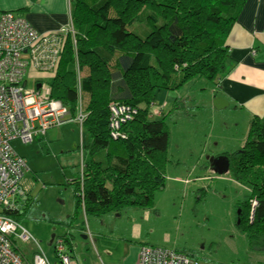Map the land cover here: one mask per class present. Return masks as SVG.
<instances>
[{
	"label": "trees",
	"instance_id": "trees-1",
	"mask_svg": "<svg viewBox=\"0 0 264 264\" xmlns=\"http://www.w3.org/2000/svg\"><path fill=\"white\" fill-rule=\"evenodd\" d=\"M246 2L71 0L73 32L60 34L63 49L50 87L73 117L78 104L85 116L81 129L90 141L83 144V172L69 185L86 218L154 208L166 183L167 119L175 109L153 118L156 93L178 92L197 78L216 82L230 63L226 41ZM112 107L131 112L118 129ZM229 158L236 180L249 187L237 205L238 227L264 246V118L252 120L238 156ZM21 192L6 212L18 224L37 214L35 199ZM75 219L54 224L75 229Z\"/></svg>",
	"mask_w": 264,
	"mask_h": 264
},
{
	"label": "rangeland",
	"instance_id": "rangeland-1",
	"mask_svg": "<svg viewBox=\"0 0 264 264\" xmlns=\"http://www.w3.org/2000/svg\"><path fill=\"white\" fill-rule=\"evenodd\" d=\"M70 29H73L72 24ZM54 76V70L40 71L30 66L25 81L28 82L29 89H34L41 84L51 85ZM215 90L216 83L197 78L178 92L160 90L156 93L151 108L153 118L163 117V114H168L175 108L167 119L170 142L166 183L164 189L155 195L154 208H126L120 213L122 219H112L117 221L118 228L113 239L121 235L120 237L134 240L131 234L137 221V225L142 227L141 238L147 242L153 244L158 240H169L171 243L167 248L174 249L176 247L173 244L177 243L178 249L185 248L198 253L200 260L205 259L207 264H214L216 257L221 256L229 262L242 260L253 264L264 258V246L258 243L255 245L254 240L249 241L238 227L237 205L249 195V187L237 181L231 171L218 175L208 169L209 157L238 156L250 125V117L233 106L217 110L213 105ZM176 100L178 104L174 107ZM89 141L87 133L68 116L62 125L49 129L47 136H40L32 142L26 143L18 139L12 143L16 153L27 162L28 170L22 179V185L29 192V197L35 199L34 209L38 214L32 218H22L21 226L27 228L37 240L38 245H33L38 252L45 254V248L54 261L52 255L55 251L60 264L61 254L55 247L59 239L63 240L65 248L68 244L69 247L72 244L75 247L76 244L86 242L82 238L84 234L88 237L89 244L88 253H85L87 258L91 259L95 250L83 208L73 222L74 226L85 225L80 234L78 230L69 234L73 229L71 225H66V228L58 224L52 225L74 216L72 214L76 200L73 186L69 183L82 175L83 144H88ZM197 175L205 179H197ZM144 215L151 218L149 223L143 222ZM42 218L44 221L41 222ZM88 218L91 220L90 228L93 229L94 220L98 218ZM49 219L53 221L48 222ZM54 235L64 237L53 241ZM66 238L70 239L68 243ZM15 241L24 255L33 256L32 244L22 243L18 239ZM80 250L75 248L81 260L76 258L82 264L84 258ZM189 256L196 258L193 254ZM73 259L72 257L74 264ZM98 260L103 262L102 257Z\"/></svg>",
	"mask_w": 264,
	"mask_h": 264
},
{
	"label": "built area",
	"instance_id": "built-area-1",
	"mask_svg": "<svg viewBox=\"0 0 264 264\" xmlns=\"http://www.w3.org/2000/svg\"><path fill=\"white\" fill-rule=\"evenodd\" d=\"M69 30L73 32L69 28L64 34ZM62 49L60 34L43 35L23 14L0 11V264H29L14 250L15 239L38 245L27 228L6 215L15 205L17 195L22 194V179L28 170L26 160L16 153L12 143L18 139L32 142L45 136L49 129L66 122L68 116L80 126L85 118L80 104L73 117L62 101L53 99L50 85L29 89L25 81L30 66L40 71L54 70ZM129 113L130 109L112 107V127L118 129L120 123L130 117ZM117 136L118 133L115 138ZM256 205L254 201L253 206ZM55 247L61 254V264H73L62 239ZM33 264L50 263L45 254L39 252ZM138 264L206 263L174 249L142 246Z\"/></svg>",
	"mask_w": 264,
	"mask_h": 264
},
{
	"label": "crops",
	"instance_id": "crops-1",
	"mask_svg": "<svg viewBox=\"0 0 264 264\" xmlns=\"http://www.w3.org/2000/svg\"><path fill=\"white\" fill-rule=\"evenodd\" d=\"M0 11H16L23 14L33 27L43 35H62L72 24L71 0H0ZM226 45L230 53V63L227 65V70L214 82L216 83L214 99L220 97L227 100L230 103L229 107L233 106L234 109L241 111L245 116L248 115L251 124L254 118H264V0H247L240 11L237 22L233 25L228 35ZM47 133L45 136H47ZM209 171L211 172V170ZM196 178L205 179L200 175H197ZM25 193L28 194L29 192L25 191ZM78 209L76 205L74 213L72 214L74 216H69L64 220L71 219L75 216L77 218ZM143 217L145 218L143 220L144 223L150 222L151 218L149 215H144ZM96 218L98 220H94L95 225L93 229L90 228L91 220L86 218L89 224V233L90 235L92 234L94 239L92 246L95 247V250L93 251V256H91L92 260L87 258V254H85L86 252L88 253L89 248V244H87L88 237L82 234V238L85 237V243L82 245L76 244L75 247L67 246L70 249L69 253L74 258V264H80L78 259L81 260L79 252H75V248L80 250V247H83L80 250V254L84 258L82 264H138L139 252L142 246L149 245L167 248L166 246L171 243L165 239L158 240L153 244L150 241L147 242L141 238L140 233L143 234L142 227L137 225L139 224L137 221L131 234L134 240L120 237L121 235L113 239L112 237L118 229L116 228V223L119 218L122 219L121 214L110 213ZM113 218L117 219V221L112 220ZM126 219L130 222L134 221L131 218ZM40 221L42 222L43 220ZM52 225L56 226L54 223ZM84 226H75V229L73 228L74 230L72 229L68 233L71 234L70 232L73 233L75 230H78L77 232L80 234ZM60 227L63 226L60 225ZM58 237H64V235H54L52 240L54 241ZM33 243L30 244L33 245ZM35 245H33V256L28 257L20 250L17 251L29 264H33L34 256L40 252H38ZM173 246L176 247L174 250L189 255L193 254L200 260L198 253H194L192 250H185V248L178 249L179 246L177 243L173 244ZM15 247H17L16 241ZM44 251L50 264H60V260L55 255V251L52 255L54 261L48 256L45 248ZM101 257L103 258V262L98 260ZM202 261L204 263L207 262L205 259ZM225 261L228 263H225ZM214 264L253 263L242 260L229 262L221 256V258L216 257ZM256 264H264V258L257 261Z\"/></svg>",
	"mask_w": 264,
	"mask_h": 264
},
{
	"label": "water",
	"instance_id": "water-1",
	"mask_svg": "<svg viewBox=\"0 0 264 264\" xmlns=\"http://www.w3.org/2000/svg\"><path fill=\"white\" fill-rule=\"evenodd\" d=\"M213 105L217 110H222L226 107H229L230 103L224 98L218 97L214 99ZM207 160L210 162V166L212 167L213 172L218 175L227 174L230 171L231 160L228 156H212L207 158ZM238 214H240V211H238Z\"/></svg>",
	"mask_w": 264,
	"mask_h": 264
},
{
	"label": "flooded vegetation",
	"instance_id": "flooded-vegetation-1",
	"mask_svg": "<svg viewBox=\"0 0 264 264\" xmlns=\"http://www.w3.org/2000/svg\"><path fill=\"white\" fill-rule=\"evenodd\" d=\"M208 161V160H207ZM208 169H210L211 170V172H213V170H212V167L210 166V162L208 161ZM214 173V172H213ZM253 204V203H252ZM255 206H253V208H254ZM251 220H253V212H252V215H251ZM238 224H240V220H238Z\"/></svg>",
	"mask_w": 264,
	"mask_h": 264
}]
</instances>
